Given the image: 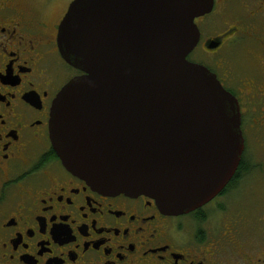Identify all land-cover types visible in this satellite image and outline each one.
Returning a JSON list of instances; mask_svg holds the SVG:
<instances>
[{"label": "flooded vegetation", "instance_id": "obj_1", "mask_svg": "<svg viewBox=\"0 0 264 264\" xmlns=\"http://www.w3.org/2000/svg\"><path fill=\"white\" fill-rule=\"evenodd\" d=\"M70 4L0 0V264H264V0H213L194 21L186 60L237 101L244 149L222 191L180 216L93 190L54 152L52 103L81 75L57 46Z\"/></svg>", "mask_w": 264, "mask_h": 264}, {"label": "water", "instance_id": "obj_2", "mask_svg": "<svg viewBox=\"0 0 264 264\" xmlns=\"http://www.w3.org/2000/svg\"><path fill=\"white\" fill-rule=\"evenodd\" d=\"M213 0H74L57 35L81 75L54 99L50 142L93 190L145 196L166 215L201 208L229 183L244 145L235 98L186 60Z\"/></svg>", "mask_w": 264, "mask_h": 264}, {"label": "rangeland", "instance_id": "obj_3", "mask_svg": "<svg viewBox=\"0 0 264 264\" xmlns=\"http://www.w3.org/2000/svg\"><path fill=\"white\" fill-rule=\"evenodd\" d=\"M72 1H73V0H63V2L66 3V4L69 3V2H72ZM255 175H256V173H253V174H252V176H255ZM256 180H257V178H253L252 182H253V181L255 182Z\"/></svg>", "mask_w": 264, "mask_h": 264}]
</instances>
